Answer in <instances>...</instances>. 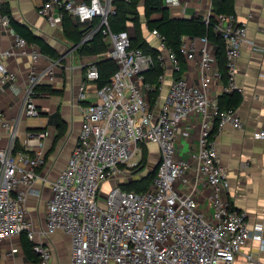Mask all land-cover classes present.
I'll list each match as a JSON object with an SVG mask.
<instances>
[{"label":"built area","instance_id":"obj_1","mask_svg":"<svg viewBox=\"0 0 264 264\" xmlns=\"http://www.w3.org/2000/svg\"><path fill=\"white\" fill-rule=\"evenodd\" d=\"M181 2L164 0L169 9ZM2 3L0 26L12 34L13 43L0 50V93L7 86L21 94L19 115L40 118L39 85L53 79L58 62L52 59L41 69L35 67L42 52L10 25ZM114 11L113 0H41L38 5V13L52 26L63 25L68 16L85 27L78 45L100 33L109 44L104 55L117 67L108 82L95 86V99L80 104L81 129L65 167L51 182L45 223L39 230L27 215V199L41 192L36 183L46 161L47 132L42 126L20 131L0 111V243L22 232L34 241L37 258L13 264H50L53 249L45 238L59 230L70 238L69 264H237V256L253 238L258 241L256 251L244 253V264H259V255L264 254L261 224L252 227L246 213L232 206L227 194L230 181L215 142L217 133L227 126L240 128L242 119L236 108L220 106L218 97L208 92L210 83L220 77L213 43L205 36L195 37L201 41L199 47L181 42L179 53L198 64L200 81L194 83L181 73L177 53L165 44L164 36L151 30L158 38L156 60L164 68L169 59L179 73L157 111L149 98L156 87L145 79L154 58L131 44L128 30H111L109 16ZM203 20L206 24L212 20L224 42L223 91H241L234 78L236 62L244 42L255 45L246 23L212 8ZM10 56L31 61L24 87L4 62ZM98 76L95 62L88 63L78 100H87L88 83ZM193 117L199 120L197 145L187 158L180 157L178 139L189 137L191 128L182 121ZM257 135L264 137V111ZM148 142L156 143L160 152L150 186L136 191L117 185L104 193L105 182L127 177L138 167ZM201 181L211 188L207 210L198 200ZM18 251L12 246L7 254Z\"/></svg>","mask_w":264,"mask_h":264},{"label":"crops","instance_id":"obj_2","mask_svg":"<svg viewBox=\"0 0 264 264\" xmlns=\"http://www.w3.org/2000/svg\"><path fill=\"white\" fill-rule=\"evenodd\" d=\"M2 1L13 19L25 24L57 52L54 57L42 52L39 60L35 63V67L41 69L49 64L52 59L58 62L54 66L53 79L51 81L45 80L41 84L42 87L37 98V104L41 110L40 118L19 115L22 104L21 94H14L7 86L0 93V111L6 118L17 124L20 131L42 126L47 132L44 143L46 161L39 170L41 177L36 183L41 192L39 195H30L27 199V215L34 221L37 230H39L45 223L46 203L51 196V182L65 167L81 129L82 112L80 104L95 99L94 89L97 83L92 82L88 83L87 86L89 94L87 100H78L79 87L85 79V67L90 63V60H94L95 56L104 57L105 51L95 55L80 53L78 51L79 45L66 35L63 25L52 26L38 13V5L41 0ZM181 1L180 5L170 9V14L173 17L190 18L194 15L205 17L212 8V0ZM140 5L141 0L138 5L139 13ZM140 15L142 14L140 13ZM234 15L239 22L246 23L247 35L253 39L255 45L244 42L236 62L234 78L236 84L241 87V91H237L242 95V100L236 110L242 119V126L240 128L227 126L216 134L215 142L220 161L224 165L230 181L227 194L232 206L246 213L252 227L256 223H260L264 234V137L257 135L264 111V0H234ZM71 23L77 25L72 21ZM144 24V21L141 20L140 30L143 38L149 46L159 50L158 38ZM131 25L133 26L129 22L130 33V30H135L134 26L131 28ZM131 36L134 37L135 33L133 32ZM182 41L197 47L201 45V41L195 37L183 36ZM12 43V34L0 26V50L9 48ZM32 44L41 51L39 45ZM212 48L216 54L214 44ZM4 62L10 69L17 72L18 85L24 87L28 68L31 64L29 58L10 56L5 58ZM216 63L218 68V60ZM181 67V73L190 82L198 83L200 81L196 60H185ZM178 74L174 71L172 62L166 59L163 68V80L159 81L161 89L157 90L154 99L150 98L152 91L149 93V98L157 111L169 88L171 79ZM224 84L220 73V77L210 83L209 94L218 97L224 92ZM182 124L191 125L190 135L187 138L180 137L178 139L177 153L178 156L187 158L190 151L195 149L197 145L199 120L196 117L187 118L182 121ZM146 144L148 156H150V145L154 146V155L157 153L160 156L159 147L156 143L148 142ZM210 192L211 188L201 181L197 195L200 207L204 210L208 209ZM45 240L53 249L50 264H69L71 251L69 236L59 230L46 237ZM257 245L258 241L250 238L243 247L242 253L237 256V264H244V253L256 251ZM12 246L18 247L19 251L14 255H8L7 252ZM27 260L30 259L23 254L19 237L7 239L0 243V264L25 263ZM259 264H264V254L259 255Z\"/></svg>","mask_w":264,"mask_h":264},{"label":"trees","instance_id":"obj_3","mask_svg":"<svg viewBox=\"0 0 264 264\" xmlns=\"http://www.w3.org/2000/svg\"><path fill=\"white\" fill-rule=\"evenodd\" d=\"M140 0H113L115 11L109 16V25L112 31H129V22H131L134 28L137 30L136 35L131 38V44L133 46H139L144 51L150 53L153 58V66L145 72V79L147 82L154 84L156 90L150 93V98L154 99L157 95V87L159 86V75L163 74V68L156 60L158 49H155L147 43L143 38L140 31V13L138 10ZM2 11L9 15L10 25L15 31L23 36L29 43H35L40 46L41 52L54 57L57 52L55 49L46 43L42 38L34 34L25 24L20 23L11 17L10 11L2 3ZM212 11L215 13H233L234 14V0H212ZM144 18L145 24L149 30L157 29L163 36L165 44L172 48L178 56L180 66H183L185 59L179 53V47L182 42L183 36L189 37H202L205 36L216 46V58L219 64V71L222 76L223 83L227 82V73L225 66V48L221 35L214 31L213 22L210 20L206 24L202 15H194L190 18L185 17H173L170 14V9L164 4V0H144ZM82 27V26H80ZM71 23L68 16H65L63 21V28L75 43H79L85 30V27L80 28ZM73 32L74 34H72ZM108 43L103 39L100 33L95 34L91 39L79 44L78 51L82 54L95 55L101 51H106ZM98 69V78L96 80L97 86H101L108 82L112 73L116 69L117 65L114 59L107 56L99 58L95 62ZM182 69V67H181ZM42 85H39V90ZM242 100V95L233 89L231 91H224L218 96V101L222 107L236 108ZM155 169L149 173L147 177H143L141 180L132 181L128 184L130 190L144 191L146 190L153 179ZM21 249L23 254L30 260H35L37 254L33 250L34 241L29 239L25 232H22L19 236Z\"/></svg>","mask_w":264,"mask_h":264},{"label":"rangeland","instance_id":"obj_4","mask_svg":"<svg viewBox=\"0 0 264 264\" xmlns=\"http://www.w3.org/2000/svg\"><path fill=\"white\" fill-rule=\"evenodd\" d=\"M143 5H144V2H143V0H141V5L139 6L140 7L139 9H140V13L142 14L141 15L142 16L141 20L144 21V23H145ZM131 28H133L132 25H131ZM139 29H141V27ZM130 31H131L130 34H132V35H133V32L135 33V35L137 34L136 33V31H137L136 29L135 30H130ZM106 43H108L107 40H106ZM107 45H109V44H107ZM99 57L100 56H95L93 58L94 60H90L89 62L90 63L96 62ZM29 118H39V117L29 116ZM155 150H156V147H155ZM153 152H154V146L150 145V148H149V155L150 156H148V146H147V144H145L143 146V155H142L141 163L138 165V167L136 169H134L133 172L127 177L118 178V179H115L113 181L110 180V181L105 182L103 184L102 191L104 193H106L112 186H117V185H119V186H121L123 188L124 187L128 188V184L131 183L132 181H138V180H141L143 177H147L149 175V173L152 172V170L154 169L155 165L159 161V156L157 155V153H155V155H154ZM67 251H68V247H67Z\"/></svg>","mask_w":264,"mask_h":264},{"label":"water","instance_id":"obj_5","mask_svg":"<svg viewBox=\"0 0 264 264\" xmlns=\"http://www.w3.org/2000/svg\"><path fill=\"white\" fill-rule=\"evenodd\" d=\"M156 165H157V164H156ZM156 165H155V167H156ZM155 167H154V169H155ZM154 169H153V170H154ZM153 170H152V171H153Z\"/></svg>","mask_w":264,"mask_h":264}]
</instances>
